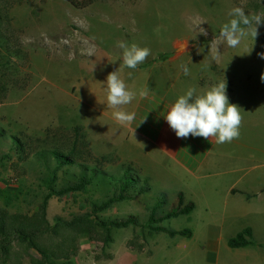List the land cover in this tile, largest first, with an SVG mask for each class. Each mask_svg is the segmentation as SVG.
I'll use <instances>...</instances> for the list:
<instances>
[{
	"label": "rangeland",
	"instance_id": "obj_1",
	"mask_svg": "<svg viewBox=\"0 0 264 264\" xmlns=\"http://www.w3.org/2000/svg\"><path fill=\"white\" fill-rule=\"evenodd\" d=\"M237 6L244 8L249 16H264V0H94L81 10L65 0H0V104L9 93L26 86L33 70L54 78L104 69L109 74L114 63L123 65L119 42H125L151 50L144 63L131 69L149 75L142 80L148 89L165 94V88L171 85L210 88L225 78L229 103L240 107L242 122L236 140L241 144L233 149L239 155L233 162L236 168L233 177L239 178L235 180L237 191L244 194L231 198V212L222 222L217 252H210L215 254L214 261L207 254L204 256L205 252L193 248L196 236L184 248L178 237L150 234L146 228L129 226L113 229L112 242L105 247L98 237L72 242L76 250L71 257L72 264H264V82L260 79L264 74V58L260 55L264 53V21L257 25L258 36L250 53H245L252 44L250 36L236 48L221 45L217 50L220 28L232 18L229 12ZM201 28L207 35L200 33ZM181 43L185 49L175 54ZM182 66L188 68V75ZM127 76L128 72L124 71L123 77ZM203 88L196 94H203L207 90ZM167 95L173 102L179 97L171 92ZM3 122L0 117V188L16 197L12 195L10 212L31 214L47 193L50 177L49 170L30 155L35 145L42 148L43 144L30 142L27 158L20 161L8 140L9 134L18 132ZM69 127L64 123L52 130L67 131ZM109 163L103 169L113 173L122 166H130L116 159ZM68 169L79 173L76 167ZM61 173H57L56 186L66 181ZM136 175L140 180L147 178L150 191L136 200L110 206L97 214L100 219L134 215L143 223L147 206L161 192L166 200L163 210L176 205V193L159 188L144 172ZM112 189L105 179L93 177L86 193L50 199L47 219L53 223L55 216L71 219L73 215L88 213L90 203L103 200ZM242 196L249 197L250 201H244ZM185 199L196 205L194 199ZM194 211L189 219L179 216L159 225L196 230L202 223L195 218L200 213ZM248 225L252 226L258 241L253 239L249 246L229 249L226 244L229 235ZM215 232L216 228L212 234ZM199 252L202 257L197 255Z\"/></svg>",
	"mask_w": 264,
	"mask_h": 264
},
{
	"label": "crops",
	"instance_id": "obj_2",
	"mask_svg": "<svg viewBox=\"0 0 264 264\" xmlns=\"http://www.w3.org/2000/svg\"><path fill=\"white\" fill-rule=\"evenodd\" d=\"M113 71L120 72L128 89L137 94L124 106V110L136 114L130 126L119 125L113 118L115 110L106 106L107 69L59 78L33 70L26 86L9 93L0 104V117L12 131L29 136H42L45 129L64 123L79 126L94 156H116L122 162H133L159 188L172 193L181 191L185 198L194 199V213H200L195 214V218L202 225H197L196 230L192 228L190 239L178 237V242L186 248L188 241L196 236L193 248L205 252L204 256L207 254V258L214 261L215 254L210 252H217L222 222L231 212V198L244 194L237 191L235 180L239 181V178L233 177L236 172L233 162L235 156L239 158L233 149L241 142L234 139L230 143L216 144L215 139L191 135L178 138L164 118L174 103L167 94L181 96L193 87L171 85L165 88V94L157 93L148 89L146 82L142 83L149 78L146 72L133 71L120 63L113 64L110 72ZM124 71L128 72L126 78ZM144 88L149 90L148 95L141 99L139 91ZM200 88L203 87H195L197 91ZM144 116L143 122L139 123ZM243 200L250 201L246 196ZM248 226L252 231V226ZM215 228L216 232L212 234ZM241 230L233 232L227 240ZM253 239L258 241L254 230ZM201 252L197 253L199 257H202Z\"/></svg>",
	"mask_w": 264,
	"mask_h": 264
},
{
	"label": "trees",
	"instance_id": "obj_3",
	"mask_svg": "<svg viewBox=\"0 0 264 264\" xmlns=\"http://www.w3.org/2000/svg\"><path fill=\"white\" fill-rule=\"evenodd\" d=\"M65 1L75 9L81 10L89 7L94 0ZM8 140L12 145V151L20 161L27 158L26 149L30 142L42 143L43 147L35 145L30 155L32 154V157L49 170L50 177L47 181V193L42 196L41 202L31 214L10 212L9 207L13 206L14 201L13 194L0 188L2 201L0 207V264H72L71 257L76 252L72 242L75 244L79 238L98 237L105 247L112 242L110 233L113 229H123L129 226L146 228L150 234L164 233L169 238L190 239L192 237L190 227L175 230L159 225L165 220L179 216L190 218L196 205L192 200H186L181 191L176 193V205L166 211L163 210V205L166 203L164 192L156 196L147 206L148 214L143 223H140L138 217L134 215L100 219L97 216L98 213L106 211L114 204L136 200L151 188L147 178L141 180L138 178L136 172L141 173L144 170L133 162H127L130 166H122L123 168L116 173L104 170L103 165L110 164L109 162H113L114 159H120L109 155L94 156L79 126L70 125L67 131L47 128L39 137L18 132L14 135L9 134ZM90 161L93 164H89ZM67 166L78 168L79 173L71 172ZM59 171L65 176L66 181L63 185L56 186ZM93 177L105 179L107 185L113 187L112 192L107 194L103 200L91 202L88 213L73 215L71 219L55 216L53 223H50L46 216L48 201L52 198L60 199L68 195L86 193ZM16 238L18 244L14 245ZM226 244L232 250L251 245V229L245 227L230 237ZM16 246L20 249H16Z\"/></svg>",
	"mask_w": 264,
	"mask_h": 264
},
{
	"label": "clouds",
	"instance_id": "obj_4",
	"mask_svg": "<svg viewBox=\"0 0 264 264\" xmlns=\"http://www.w3.org/2000/svg\"><path fill=\"white\" fill-rule=\"evenodd\" d=\"M229 16L232 18L220 28L216 40L217 50L218 46L221 45L236 48L243 39L250 36L252 44L245 52L250 53L254 39L258 36L257 25L264 21V16H249L244 8L239 6L232 8ZM200 33L207 35L203 28H201ZM119 47L123 50V66L130 69H136L151 54L150 48L139 47L135 43L129 46L125 42H119ZM260 55L261 58H264V53ZM182 69L185 75L189 74L186 66H182ZM260 79L264 82V74L261 75ZM106 81V106L115 110L113 118L119 125L130 126L135 120L136 114L127 112L124 110V106L130 104L137 94L128 89L117 71L110 72ZM148 91L147 88L141 89L139 97L141 99L146 98ZM196 93L195 88H189L178 97L164 116L176 136L187 138L191 135L202 137L205 140L215 139L216 144L230 143L234 139H238L242 115L240 107L229 103L225 78L204 91L203 94L198 95ZM144 119L145 116L139 123L143 122ZM133 132L134 128L132 129Z\"/></svg>",
	"mask_w": 264,
	"mask_h": 264
},
{
	"label": "water",
	"instance_id": "obj_5",
	"mask_svg": "<svg viewBox=\"0 0 264 264\" xmlns=\"http://www.w3.org/2000/svg\"><path fill=\"white\" fill-rule=\"evenodd\" d=\"M185 49V44L181 43L178 45L177 49L174 51L175 54L181 52L182 50Z\"/></svg>",
	"mask_w": 264,
	"mask_h": 264
}]
</instances>
